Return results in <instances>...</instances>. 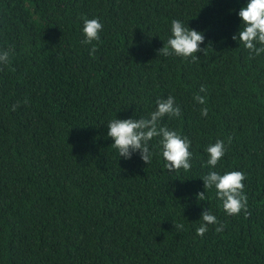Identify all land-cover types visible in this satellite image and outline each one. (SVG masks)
Here are the masks:
<instances>
[{
	"label": "trees",
	"instance_id": "trees-1",
	"mask_svg": "<svg viewBox=\"0 0 264 264\" xmlns=\"http://www.w3.org/2000/svg\"><path fill=\"white\" fill-rule=\"evenodd\" d=\"M248 2L0 0V50L14 46L0 70V264H264V53L232 39ZM84 18L103 24L94 56ZM174 19L204 33L207 56L157 55ZM168 96L181 115L162 124L191 141L188 172L167 171L159 138L147 165L107 136ZM217 140L225 156L205 167ZM209 171L245 174L247 216L205 192ZM204 210L222 232L197 235Z\"/></svg>",
	"mask_w": 264,
	"mask_h": 264
},
{
	"label": "clouds",
	"instance_id": "clouds-1",
	"mask_svg": "<svg viewBox=\"0 0 264 264\" xmlns=\"http://www.w3.org/2000/svg\"><path fill=\"white\" fill-rule=\"evenodd\" d=\"M239 18L242 25L237 34L232 36L234 41H238L248 50L250 57H258L264 53V0H249L246 6L239 10ZM103 30V24L98 18L83 20V33L85 39L83 44L92 45L90 55H95L98 50L93 41L100 40V32ZM171 36L167 43L157 50L158 56L169 57L172 55L191 58L193 62L199 59L198 53L203 52L207 56L208 49L200 46L205 43L203 32L186 27L178 19L171 22ZM14 54V46L8 50H0V70L3 66L11 63V56ZM200 92H206V88L201 86ZM197 104L203 106L200 109L201 115L208 116L206 98L199 94L194 95ZM24 103H28L25 99ZM156 109L150 113L149 117L113 119L107 125V136L114 143L111 145L116 148L120 158L131 160L133 154L139 153L141 160L145 164L151 163L154 152L150 142L154 138H159L161 155L166 161L165 168L169 173H175L179 170L188 172L192 168L190 163L192 158L191 141L186 136H181L177 131L171 130L162 124L163 118L179 117L181 109L177 106L175 98L168 96L167 99H157ZM18 105H13L15 111ZM232 138H228V144H231ZM227 147L224 140H217L209 144L206 148L208 160L205 167L215 168L221 159L225 156ZM205 192L215 188L216 198L222 202L223 210L229 216L239 215L241 211L247 216L248 198L244 193V181L246 176L241 171H227L223 174L217 171H209L202 177ZM205 192L196 194L198 201H204L207 198ZM201 223L196 228L197 235L203 237L209 230V225H218L215 228L217 233L224 230L225 225L218 221L217 217L210 210H204L201 214ZM175 229L182 230L183 223L174 224Z\"/></svg>",
	"mask_w": 264,
	"mask_h": 264
}]
</instances>
